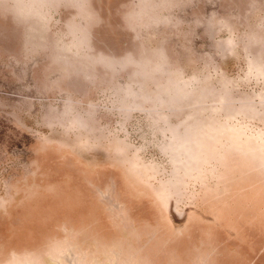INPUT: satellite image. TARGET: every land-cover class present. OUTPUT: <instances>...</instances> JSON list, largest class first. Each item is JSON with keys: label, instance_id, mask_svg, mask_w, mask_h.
Instances as JSON below:
<instances>
[{"label": "rangeland", "instance_id": "obj_1", "mask_svg": "<svg viewBox=\"0 0 264 264\" xmlns=\"http://www.w3.org/2000/svg\"><path fill=\"white\" fill-rule=\"evenodd\" d=\"M0 264H264V0H0Z\"/></svg>", "mask_w": 264, "mask_h": 264}]
</instances>
